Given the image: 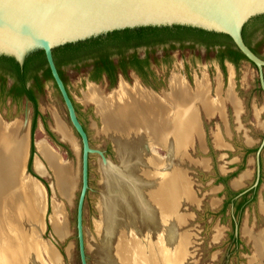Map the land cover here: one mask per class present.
Segmentation results:
<instances>
[{"label": "rangeland", "instance_id": "rangeland-1", "mask_svg": "<svg viewBox=\"0 0 264 264\" xmlns=\"http://www.w3.org/2000/svg\"><path fill=\"white\" fill-rule=\"evenodd\" d=\"M252 46L259 56L264 59V37L260 40L253 38ZM177 53L176 51L173 53L175 56L169 59L168 65L160 57L161 55L157 58L159 63L155 68L163 81L157 82L158 89H154L155 92L159 95L171 92L170 81L175 75L184 77L193 90L197 89V81L204 80L208 82L211 89L210 96L223 100L226 119H222L219 115L209 117L203 107L198 105L199 118L204 130L203 139L201 140L197 134L192 133L187 145V156L174 159L176 162L174 164L183 172L185 171L187 178L192 183L196 197L194 202H185L186 213L184 220L175 230L174 242H177V237L179 238L180 235L187 234L189 236L191 256L188 264H252L251 258L256 256L255 241L246 233V230H251L255 234L264 231V212H262V206L264 205V149L261 153L263 160L262 184L255 188L256 200L247 205L238 216H235L234 205L230 206L225 214H218L217 216L210 215L207 211L220 212L227 198L224 185L216 183L219 174L230 177L228 183L236 191L247 189L253 186L254 181H256V151L249 154L248 157H246V154L247 149H258L264 137V95L257 90L259 88L258 70L248 61H242L237 71L229 66V75L227 74L223 78L219 72L218 64L214 62L213 53L209 55L213 58L196 55L189 49ZM44 75L43 72L41 75L43 91L38 98V107L45 116L49 131L53 134L47 131L40 117L34 134V143L37 145L39 140H45L58 156L70 165L73 180L70 194L65 195L60 192L57 186L56 173L47 159L38 151L37 146H35L36 153L33 157V172L37 177L28 171V161L31 154L32 107H27L24 103L19 104L20 102L10 104L8 99L5 102L0 100V119L10 124L19 121L29 124V151L24 175L37 179L42 184L46 197L45 206L40 216L42 228L33 226L35 230L32 229L35 241L37 240V242L39 241L44 245L49 242L56 250L61 264H81L76 224L77 205L82 187V146L78 134L69 121L68 112L54 82ZM85 75L84 69L74 70V72L65 70L68 88L76 103L79 104L82 118L89 132L91 146L105 152L109 157L108 164L114 166V168L118 169L120 167L122 169L121 160L115 150L112 138L105 131L102 117L97 112L96 103L87 100L88 89L91 85L99 87L104 95L110 97L114 91L121 87L122 82H117L112 88L107 89L104 84L93 82V84L88 85L84 79ZM219 80L221 83H219ZM135 81V79L131 80L130 85L133 86ZM12 82L8 77L7 84L9 85ZM148 89L152 91L151 88ZM230 89L234 91L241 103L242 111L239 114H237L235 106L228 99ZM57 118L63 121L72 137L66 136L58 129ZM216 132L220 133L229 149H218L219 147L215 145L214 141ZM245 140L248 144L253 143V146L251 148L245 146ZM154 150L162 158L168 156V151L163 146L154 147ZM37 158L43 164L44 171L42 174L38 173L35 168ZM235 158H237L236 161H234ZM203 160L209 161V168L200 164ZM102 165L105 164L101 161L99 155L93 154L90 156L91 190L85 203L84 215L89 264L111 263L110 253L105 247L103 248L104 236L101 233L102 228L106 226L102 205L106 200L112 198L103 185ZM215 166L218 169L217 172ZM245 174H247V177L242 178ZM39 178L43 179L44 182ZM242 183L243 185H241ZM55 205L60 206L63 209L62 212L66 215L67 230L63 236L58 235L52 222L56 213ZM8 212L11 214V218L15 216L10 209H8ZM22 215L24 216V213ZM234 223V232L241 239L238 255L230 254V251L235 247L230 239ZM8 229L10 228L8 227ZM106 238L109 240L107 235ZM13 244L17 250V257H21L18 243L13 242ZM42 255L43 261L37 255L38 263L54 264L47 258L45 253ZM258 264H264V257L258 260Z\"/></svg>", "mask_w": 264, "mask_h": 264}, {"label": "bare ground", "instance_id": "bare-ground-1", "mask_svg": "<svg viewBox=\"0 0 264 264\" xmlns=\"http://www.w3.org/2000/svg\"><path fill=\"white\" fill-rule=\"evenodd\" d=\"M170 87L171 92L165 93L164 98L140 84L134 88L124 85L110 97H105L97 86L88 89L87 100L96 103L122 166L117 169L108 163L102 165L103 185L112 196L102 205L106 220L101 230L103 248L111 256V263L107 264L189 262V236L180 235L177 242L174 238L175 230L184 220L185 202H194L196 197L192 183L185 171L174 165V159L187 156L192 133L203 139L198 105L209 117L223 116L224 112L226 117V111L222 99L210 96L209 84L204 80L197 81V89L193 90L184 77L175 75ZM228 99L239 114L241 103L232 89ZM56 122L60 131L72 137L63 121L57 118ZM28 141V123L10 124L0 119V264H41L37 255L43 261L44 253L54 264H61L54 247L48 241L47 245L35 241L32 231L33 226L42 228L40 216L46 197L42 184L24 175ZM214 141L219 148L228 147L219 132ZM36 146L56 173L60 192L70 194L73 184L70 165L45 140H39ZM161 146L168 151L166 158L154 150ZM200 164L210 167L208 160ZM35 168L40 174L44 171L38 158ZM246 177L247 174L242 178ZM8 209L15 214L13 218ZM54 209L52 222L58 235L63 236L67 230L66 215L60 206L55 205ZM246 233L255 241L256 256L251 263L258 264L264 257V231L255 234L246 230ZM13 242L18 243L21 257H17Z\"/></svg>", "mask_w": 264, "mask_h": 264}, {"label": "water", "instance_id": "water-1", "mask_svg": "<svg viewBox=\"0 0 264 264\" xmlns=\"http://www.w3.org/2000/svg\"><path fill=\"white\" fill-rule=\"evenodd\" d=\"M262 15L264 0H0V56L14 58L23 66L31 54L44 51L69 121L81 141L82 187L76 224L81 264H89L84 215L86 197L91 190L90 156L99 155L105 164L109 157L91 146L74 98L55 62L54 50L126 29L192 27L230 37L247 61L258 69L264 92V59L243 37L245 25ZM121 82L125 81L121 79ZM263 149L264 137L256 153L257 178L253 187L259 184Z\"/></svg>", "mask_w": 264, "mask_h": 264}, {"label": "flooded vegetation", "instance_id": "flooded-vegetation-1", "mask_svg": "<svg viewBox=\"0 0 264 264\" xmlns=\"http://www.w3.org/2000/svg\"><path fill=\"white\" fill-rule=\"evenodd\" d=\"M250 34L252 39L254 38L260 40V38L264 37L263 36L264 26L263 27L260 26L259 28L258 27L253 28L250 31ZM120 35L121 36L118 38H108L107 40H103L100 44L96 45V47L91 50L90 48L85 47L82 50V55L80 56H77L75 58L69 56L68 59L70 58L72 59H70L68 63L63 64L61 67L64 77H65V70H72L74 72V70L80 71L84 69L86 73L84 77L86 83L94 82L97 84H104L108 89V88H112L117 82L121 83V79H123L125 82L121 83V87H123L124 85H128L129 87L134 88L138 86V84H140L141 88L143 89L147 90L148 88H151L152 90H154V89H158L156 85L157 82L163 81V79L159 76V72L155 68L156 65L159 63L157 59L159 55H161L160 57L163 58L165 63L168 65L170 62L169 59L175 56L173 55V53H175V51L178 53L183 52L184 49H189L193 51V53L196 55L199 54L202 57L204 56L209 58L212 57L209 55H212L213 53L214 54L213 57L215 59L214 62L218 64L219 70L223 78L226 77L227 74L229 75L228 72L229 66H231L236 71L239 69L238 68L239 65L236 64V62H234V60L232 59L233 57L232 49L229 47L228 44L221 43L218 40L208 39V36H206L205 34L199 35L196 31H190L187 28H181V27L148 28L140 31L132 30L128 34L122 33ZM43 72L44 69L38 70L36 74V80H34V78L31 77L29 78L27 83V87L34 91L37 100L43 91V81L41 79V75ZM0 75H2V79L0 80V86H2L3 84L5 85L4 94L7 97L8 101H10V104L15 102L16 103L20 102L19 104L24 103V105H26L27 107L29 106L32 107L33 109L32 120H33V116L35 112L34 102L30 100V98L25 94L17 95V92L14 91L15 88L17 87L15 77H13L11 74H2L1 70H0ZM8 77L13 81L9 85L7 84ZM37 78L39 79L38 85L36 83ZM133 79H135L136 81L135 84L132 86L130 85V81ZM121 87H119V89H121ZM119 89L117 91H120ZM257 90L262 92V94L264 95V92L261 88L260 80H259V88ZM148 91L151 92V90L149 89ZM160 96L163 97L164 94ZM14 98H17V101ZM74 102L76 103L75 99ZM219 116L222 119H226L225 112L223 116L221 115ZM43 125L45 127V124ZM222 148H227V147H222ZM255 162H256V171H255L256 172L255 180H256L257 178L256 159ZM262 162L263 160L261 155V159H260L261 175L258 186L262 184V170H263ZM229 186L231 185L229 184ZM253 186L247 189L238 190L240 193L234 198V200L239 199V202H237L236 204L240 203V205L244 207L243 205L247 206L251 202L256 200L255 188H257L258 186L257 187H253ZM231 189L234 190L232 187ZM243 192L245 193L242 194ZM245 195L246 197L243 198ZM236 204H232L231 206L234 205V207L235 206L237 207Z\"/></svg>", "mask_w": 264, "mask_h": 264}, {"label": "trees", "instance_id": "trees-1", "mask_svg": "<svg viewBox=\"0 0 264 264\" xmlns=\"http://www.w3.org/2000/svg\"><path fill=\"white\" fill-rule=\"evenodd\" d=\"M260 26H264V15L262 16H258L254 19H252L249 23H247L243 29V37L245 42L253 49V51H256V49L252 46V38H251V34L250 31L253 28L256 27H260ZM175 27H181V28H187L190 31H196L199 35H206L208 36V39L211 40H218L221 43H225L228 44L229 47L232 49V54L233 57L232 59L234 60V62H236V64H240L242 61L246 60L247 58L240 52V50H238L232 39L230 37H228L227 35H222V34H217V33H211V32H207L201 29H196V28H192V27H182V26H175ZM148 28H159V27H142V28H137V29H126L123 31H115L113 33L108 34L107 36L103 37H98L95 39H90L84 42H79L76 44H68L62 47H59L57 49L54 50V58H55V62L57 64V67L59 69V72L62 76V78L64 79L66 85L67 81L63 75V72L61 70V67L63 64H66L70 61V59L75 58L77 56L82 55V50L87 47L93 49L96 47V45L100 44L103 40H107L108 38H118L120 37L122 33H126L128 34L130 31L132 30H145ZM163 28H170V27H163ZM69 56H72V58L68 59ZM251 63V62H250ZM254 67H256L253 63H251ZM40 69H44V73L46 77H48L49 79H51L53 81V77L50 71V68L48 66V62L45 56L44 51H37L33 54H31L25 61V64L23 66L19 65V63L11 57H5V56H0V70L2 71V74H11L13 77L16 78V84L17 87L15 88L14 91L17 92L18 94H25L27 95L30 100H32L34 102V108H35V112H34V118L32 121V136H31V154H30V158L28 161V171L30 173H33V175H35L37 177L36 174H34L33 172V157L34 154L36 153V147H35V143H34V134L38 125V119L41 117V120L44 122L45 124V128L47 129V131L50 134H53L51 131H49L50 129H48L47 125H46V120H45V116L44 114L40 111L39 107H38V100L37 97L34 94V91L30 88L27 87V83L29 78L33 77L34 80H36V74L38 72V70ZM1 79H2V75ZM39 78V77H38ZM37 78V85L39 82V79ZM42 78V77H41ZM41 85V84H40ZM56 87V85H55ZM57 89V87H56ZM261 91V89H260ZM5 85L3 84L2 86H0V100L2 102H5L7 97L5 96ZM16 95V96H17ZM18 98V97H17ZM17 98H14L17 101ZM75 103V102H74ZM76 109H77V113L79 116L80 121L83 123L86 131L88 132V129L84 123V120L82 118V114L80 112V107L79 104H76ZM89 135V132H88ZM63 144V143H62ZM257 152V149L253 150V149H247V154L246 157H248L249 154H251L252 152ZM91 170V167L90 169ZM217 167L215 166V171L217 172ZM230 177H225L222 175H218L217 176V181L216 183H222L225 185V191L227 192V198L224 201V205L223 208L220 212L216 213L214 211H207L208 214H212V215H218V214H225L226 210L232 205V204H236L237 202H239V199L234 200V198L240 193L239 191H234L231 189V187L228 184V180ZM41 179V178H39ZM43 181V179H41ZM44 182V181H43ZM90 194V191L87 194L86 200L88 199V196ZM246 195L243 197L245 198ZM237 207L235 206V216H238L242 213V211L244 210L246 205H243L244 207H242V205L236 204ZM84 224H85V220H84ZM235 223L233 224V231L230 234V239L233 243V245L235 246L234 249L232 251H230V254H236L238 255V251H239V246L241 245V239L239 237L236 236L235 232Z\"/></svg>", "mask_w": 264, "mask_h": 264}, {"label": "crops", "instance_id": "crops-1", "mask_svg": "<svg viewBox=\"0 0 264 264\" xmlns=\"http://www.w3.org/2000/svg\"><path fill=\"white\" fill-rule=\"evenodd\" d=\"M219 72H220V70H219ZM221 73V72H220ZM219 83H221L220 82V80H219ZM200 122H201V120H200ZM245 143H246V145L245 146H247L248 148H251V146H253V143H251V144H248L247 142H246V140H245ZM231 147H232V145H231ZM230 147V148H231ZM206 148V147H205ZM218 149H220V148H218ZM226 149H229V148H226ZM237 160V158H235V160L234 161H236ZM233 161V162H234ZM230 172V171H229ZM228 173V172H227ZM234 183V182H233ZM233 186H234V184H232ZM236 188H238V187H236ZM263 212V211H262ZM264 214V213H263Z\"/></svg>", "mask_w": 264, "mask_h": 264}]
</instances>
